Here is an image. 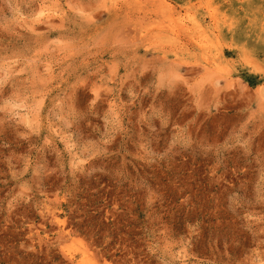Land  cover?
Wrapping results in <instances>:
<instances>
[{"label": "rangeland", "instance_id": "obj_1", "mask_svg": "<svg viewBox=\"0 0 264 264\" xmlns=\"http://www.w3.org/2000/svg\"><path fill=\"white\" fill-rule=\"evenodd\" d=\"M0 264H264V0H0Z\"/></svg>", "mask_w": 264, "mask_h": 264}, {"label": "crops", "instance_id": "obj_2", "mask_svg": "<svg viewBox=\"0 0 264 264\" xmlns=\"http://www.w3.org/2000/svg\"><path fill=\"white\" fill-rule=\"evenodd\" d=\"M201 111V108H195L187 117L178 118L174 110L167 109L159 119H156L155 112L146 111L144 113L146 121L138 122V124H142H139L142 131V142L148 141L154 146L159 143L170 144L171 146L178 143L193 150H200L204 144H212L222 140V136L217 139V130L222 132L224 129L228 130L229 127L233 128V122L224 124L223 120L216 118L207 120L205 113ZM234 125L237 126V122H234ZM167 147L170 146L167 145Z\"/></svg>", "mask_w": 264, "mask_h": 264}]
</instances>
